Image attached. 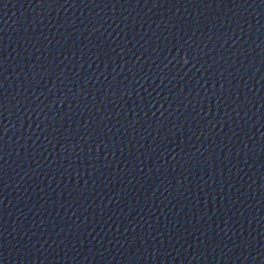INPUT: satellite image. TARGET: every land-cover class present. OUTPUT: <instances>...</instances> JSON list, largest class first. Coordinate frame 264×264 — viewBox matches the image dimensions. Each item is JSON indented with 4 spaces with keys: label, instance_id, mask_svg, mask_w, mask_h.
Wrapping results in <instances>:
<instances>
[{
    "label": "water",
    "instance_id": "1",
    "mask_svg": "<svg viewBox=\"0 0 264 264\" xmlns=\"http://www.w3.org/2000/svg\"><path fill=\"white\" fill-rule=\"evenodd\" d=\"M0 208L63 264H264V0H0Z\"/></svg>",
    "mask_w": 264,
    "mask_h": 264
}]
</instances>
